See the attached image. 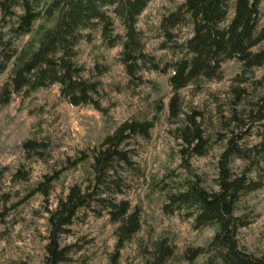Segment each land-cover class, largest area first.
Returning a JSON list of instances; mask_svg holds the SVG:
<instances>
[{
  "label": "trees",
  "instance_id": "obj_1",
  "mask_svg": "<svg viewBox=\"0 0 264 264\" xmlns=\"http://www.w3.org/2000/svg\"><path fill=\"white\" fill-rule=\"evenodd\" d=\"M262 1L182 0L160 22L165 38L162 47L169 48L171 44L179 54L174 61L162 64L147 50L144 33L138 27L150 0H0V73L12 64L9 79L2 87L4 101H9L14 93L28 94L58 84L61 96L70 104L91 105L107 112L100 99L102 81L96 76L86 77L87 68L77 59L81 41L92 40L94 30L100 32L108 47H121L119 61L132 82L145 83L146 70L172 71L169 77L173 91L169 101L172 119L182 113L181 89L189 85L201 87L205 80L222 79L223 63L237 59L242 69L229 91L232 101L229 123H235L239 130H232L230 136H219L226 145L218 161V188H207L191 162L193 156L205 155L210 147L204 113L194 108L175 128V136L181 140V165L188 177L176 189L163 188L166 190L163 209L167 214L185 210V217L193 218L195 228L207 225L216 228L207 246L189 247L184 251L186 260L193 261L204 254L207 264H264V253L255 255L240 245L238 234L247 220L235 212L241 196L261 185L250 178V173L253 168L262 170L259 157L264 153V130H257L260 140L256 144L247 145L243 141L256 125L258 129L264 127V91L248 98L246 86L254 69L264 66ZM231 9L233 14L228 22ZM182 25L191 27V35L180 42L177 31ZM26 35L29 39L18 47L16 40ZM96 68L98 74L107 69L106 66ZM154 125V118L128 119L90 153L83 152L73 160L76 165L91 158L93 176L85 187L72 185L54 209L47 208L49 232L44 264H74L72 253L76 245L63 244L62 237L70 233L82 210H91L97 215L106 213L117 225V240L110 261L120 264L121 250L142 224L140 208H133L128 199L120 197L123 171L135 167L129 143L137 136L149 137ZM24 145L36 150L42 144L29 139ZM233 158L247 161L242 172L232 170ZM15 175L21 179L28 177L21 171ZM59 175L60 171L46 174L34 192L48 196ZM6 213V203L0 200V221ZM175 251L176 245L167 237L159 238L144 255V264H164Z\"/></svg>",
  "mask_w": 264,
  "mask_h": 264
},
{
  "label": "rangeland",
  "instance_id": "obj_2",
  "mask_svg": "<svg viewBox=\"0 0 264 264\" xmlns=\"http://www.w3.org/2000/svg\"><path fill=\"white\" fill-rule=\"evenodd\" d=\"M181 1L150 0L138 21L147 50L162 64L179 57L173 45L162 47L165 38L160 22L163 15ZM260 10L263 25L264 0ZM232 14L233 9L228 22ZM177 32L182 42L191 35V27L182 25ZM92 35V40L81 41L77 59L86 66V77L96 76L102 81L100 99L108 108L105 113L91 105L70 104L61 96L58 84L28 94L14 93L5 102L2 87L9 79L12 64L0 73V200L7 206L6 216L0 221V264L22 261L44 264L49 232L47 208L54 209L72 185L85 187L93 176L91 158L76 165L73 160L83 152L90 153L118 125L133 118H154L155 125L149 137L137 136L129 143L135 167L123 171L120 197L128 199L133 208H140L142 224L135 237L121 250L120 264H144V255L162 237L176 245L174 256L164 264H207L204 254L193 261L186 260L183 254L189 247L207 246L215 226L195 228L193 218L185 217V210L167 214L163 209L166 202L163 188L176 189L188 177L181 165V140L175 136V128L194 108L204 113V129L210 147L205 155L193 156L191 162L207 188H218V161L226 145L220 137L239 130L235 123H229L232 107L229 91L234 78L241 72L242 63L237 59L227 60L222 65V79L205 80L201 87L189 85L181 89L182 113L179 118L172 119L169 109L173 94L169 84L172 71L146 70L145 83L132 82L119 61L121 47H108L98 30L92 31ZM28 39L29 35L22 36L16 40V45L22 47ZM96 66L107 69L98 74ZM250 78L246 83L248 98L264 91V66L255 68ZM256 126L243 143L259 142L257 130L262 132L264 127L258 129L259 125ZM29 139L40 142L41 147L27 148L24 144ZM259 161L262 170L253 168L250 178L261 185L244 193L235 210L247 220L238 234L240 245L255 255L264 253V153ZM246 166L247 161L243 159L231 160V168L236 173ZM18 171L28 176L27 179L16 176ZM56 171H60V175L49 195L35 193V187L44 176ZM116 227L108 214L82 210L70 227V233L62 237V243L76 245L72 253L74 264H111L110 253L115 250L117 240Z\"/></svg>",
  "mask_w": 264,
  "mask_h": 264
}]
</instances>
